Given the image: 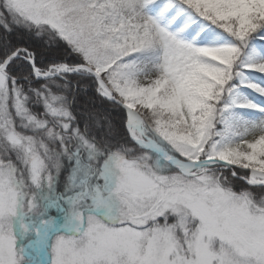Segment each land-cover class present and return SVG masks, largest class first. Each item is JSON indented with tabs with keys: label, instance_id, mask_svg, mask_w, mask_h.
Returning a JSON list of instances; mask_svg holds the SVG:
<instances>
[{
	"label": "snow or ice",
	"instance_id": "obj_1",
	"mask_svg": "<svg viewBox=\"0 0 264 264\" xmlns=\"http://www.w3.org/2000/svg\"><path fill=\"white\" fill-rule=\"evenodd\" d=\"M0 29V264H264V0H0Z\"/></svg>",
	"mask_w": 264,
	"mask_h": 264
},
{
	"label": "trees",
	"instance_id": "obj_2",
	"mask_svg": "<svg viewBox=\"0 0 264 264\" xmlns=\"http://www.w3.org/2000/svg\"><path fill=\"white\" fill-rule=\"evenodd\" d=\"M5 37L3 29H0V40ZM13 44L27 46L38 53V57L44 58L48 61L62 60L66 55V49L64 46L48 48L45 46V42L35 40L29 34L24 32H15L11 36H8ZM79 105H83L86 108L95 107L97 110L105 111L113 122L123 130V122L125 120V114L123 110L112 109L106 101L102 102L98 97H95L91 92L80 93L77 101ZM111 109V110H110ZM234 183L238 186H243V181L236 180Z\"/></svg>",
	"mask_w": 264,
	"mask_h": 264
}]
</instances>
